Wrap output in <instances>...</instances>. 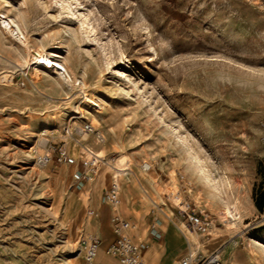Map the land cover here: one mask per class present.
Wrapping results in <instances>:
<instances>
[{"label":"rangeland","instance_id":"374dc122","mask_svg":"<svg viewBox=\"0 0 264 264\" xmlns=\"http://www.w3.org/2000/svg\"><path fill=\"white\" fill-rule=\"evenodd\" d=\"M0 15L24 31L0 27V264H85L93 238L101 264H120L105 253L107 162L128 168L119 209L146 264H179L189 244L264 264V0H0ZM35 50L59 53L73 78ZM60 145L99 156L91 179L73 181L78 164L36 165ZM180 201L208 234L183 225Z\"/></svg>","mask_w":264,"mask_h":264},{"label":"built area","instance_id":"2783aa9c","mask_svg":"<svg viewBox=\"0 0 264 264\" xmlns=\"http://www.w3.org/2000/svg\"><path fill=\"white\" fill-rule=\"evenodd\" d=\"M81 129L85 132L94 131L91 123L83 122ZM35 163L39 167L46 166L52 162L67 165H77L78 168L72 173L74 182H85L91 179L95 173L99 162V156L88 147H84V153L79 158L71 156L64 145L54 146L45 152L34 156ZM104 201L112 207L109 221L114 232V238L105 248V253L115 257L120 264H146L142 244L135 240L130 231L134 224L121 213L119 206L121 203V184L117 176H112L110 183L104 193ZM179 211L184 220L183 225L196 234H208L211 228L210 220L188 207V203L179 202ZM92 213V211L90 212ZM187 251L180 258L179 264H222L221 256L218 252H210L202 255L187 245ZM100 241L97 238L86 240L83 245V258L85 264H101L99 260Z\"/></svg>","mask_w":264,"mask_h":264},{"label":"bare ground","instance_id":"6f19581e","mask_svg":"<svg viewBox=\"0 0 264 264\" xmlns=\"http://www.w3.org/2000/svg\"><path fill=\"white\" fill-rule=\"evenodd\" d=\"M0 27L5 32H8L11 36L16 37L18 40H22L24 38V31H23L21 24L12 18H6V17L0 15ZM33 56H34V58L38 64L42 65L43 67H49L61 80L69 81L73 78L72 77L73 74H72L70 68L66 65L65 62H63V60L61 59V55L59 53H57V52L45 53V52H42L41 50H35ZM74 81H77V78H74ZM86 102L92 103L93 99H90L89 97L86 96ZM46 130L47 129L45 128L44 131H46ZM79 132L87 134V132L83 131L81 128L79 129ZM45 133L46 132H43V134H45ZM92 134L96 137V139L98 141H101V138H103L102 133L98 130H97V132H93ZM71 156H72V154H71ZM122 160H120V163ZM107 164L111 169L114 170V172H116V175H118V174L119 175H122V174L128 175L129 174V171H127V169H128L127 167H124V166L121 167L122 165L119 166V165L111 164L109 162H107ZM150 166L151 165H149L146 162L143 165L145 170L149 169ZM129 181H130V178H129ZM224 213L226 214V216L231 221H234L238 218V215L233 213L232 209H230V208H226ZM111 232L113 235V237H112V239H113L114 238V232L112 229H111ZM81 253H82V250L79 249V252H77L76 257L78 255H81ZM73 264H76V263H73Z\"/></svg>","mask_w":264,"mask_h":264},{"label":"trees","instance_id":"16d2710c","mask_svg":"<svg viewBox=\"0 0 264 264\" xmlns=\"http://www.w3.org/2000/svg\"><path fill=\"white\" fill-rule=\"evenodd\" d=\"M261 170H264V165H261ZM254 202L256 207L260 210H264V189L259 193H254Z\"/></svg>","mask_w":264,"mask_h":264},{"label":"crops","instance_id":"0c3cea01","mask_svg":"<svg viewBox=\"0 0 264 264\" xmlns=\"http://www.w3.org/2000/svg\"><path fill=\"white\" fill-rule=\"evenodd\" d=\"M108 230V229H107ZM110 231H111V228H110ZM112 237H113V235H112V232H111V240H112Z\"/></svg>","mask_w":264,"mask_h":264}]
</instances>
